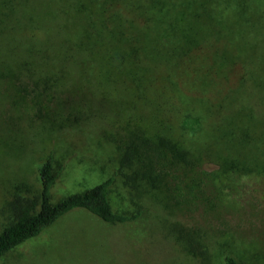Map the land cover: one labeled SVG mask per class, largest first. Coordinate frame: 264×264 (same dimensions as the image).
<instances>
[{
  "label": "rangeland",
  "instance_id": "obj_1",
  "mask_svg": "<svg viewBox=\"0 0 264 264\" xmlns=\"http://www.w3.org/2000/svg\"><path fill=\"white\" fill-rule=\"evenodd\" d=\"M147 28L150 46L154 33L168 35L160 39L163 48L196 44L177 75L188 88L204 82L191 92L213 106H206L208 123L248 108L264 120V0H0V68L37 69L0 77V231L17 198L38 195L39 170L49 156L60 171L55 201L113 177V210H143L138 221L121 225L72 212L0 264H225L227 255L264 264V174L216 178L219 167L204 163L196 173L206 179L189 195L182 172L152 187L133 177L137 160L121 166L133 142L145 144L139 128L153 133L158 126L141 118L152 115L134 95L97 90V75H80L73 48L100 33L98 46H113ZM50 66L73 72L52 76ZM189 122L187 147L195 141L217 151L214 136L195 132L204 121ZM184 233L201 242L207 260Z\"/></svg>",
  "mask_w": 264,
  "mask_h": 264
},
{
  "label": "trees",
  "instance_id": "obj_2",
  "mask_svg": "<svg viewBox=\"0 0 264 264\" xmlns=\"http://www.w3.org/2000/svg\"><path fill=\"white\" fill-rule=\"evenodd\" d=\"M150 28L143 30L145 32L138 31L137 37H121L118 44L113 46H98L97 39L102 37L100 33L91 44L73 48V57H79L76 58L80 75H97L99 79L96 80L97 85H94L97 90L123 91L134 95L138 107L148 110L152 115L141 118L145 121L151 120L158 126L153 133L148 129L142 131L138 127L145 144L133 142L126 149L121 166L126 167L137 160L139 166L133 177H138L152 187L161 185L170 177V173L182 172L188 180L186 187L189 195H193L206 179L196 173L198 167L204 163H214L219 167L216 178L229 174H264V120L257 119V116L262 114L248 108L244 109L245 114L238 111L231 118L224 117L216 123H208L206 106H209V110L213 106L204 95L199 96L191 92L203 90L204 82L199 85V82L194 80L188 88L184 80L177 75V72L185 68L183 58L187 53L193 52L196 44H175L173 49L163 48L164 46L160 47V39L168 35L154 33L157 41H151L150 46V41H146L153 32ZM143 35L145 39L142 38ZM154 45L157 47H153ZM172 52L176 55L168 57ZM160 54L164 56L161 57ZM177 58H180V61ZM89 61L92 64H89ZM33 67L34 69L29 68L26 63L25 66L16 65L14 69L1 67L0 77L11 76L17 79L23 76L24 70L27 71L25 74L30 76L37 71L36 66ZM48 69L52 76L73 72L71 66H50ZM184 88H187L188 94L183 92ZM193 118H201L204 121L201 129H196L195 132L214 136L219 145L217 151L214 146L196 144L195 141L190 142L189 147L184 143V140L191 138L193 134V130L188 127L189 120ZM59 176L60 171L56 170L53 158L49 156L39 170L38 195L19 197L12 204L11 221L0 231V258L38 237L75 211H85L109 225L133 223L143 215L141 207L134 214L113 210L110 203L113 177L90 189L55 201L52 190ZM184 237L190 247H195L207 260L208 253L200 251L201 242L196 241L192 233H184ZM224 262L242 264L230 255L225 257Z\"/></svg>",
  "mask_w": 264,
  "mask_h": 264
}]
</instances>
